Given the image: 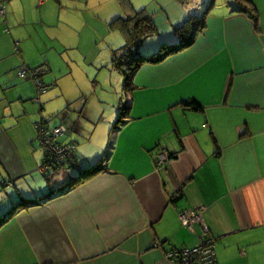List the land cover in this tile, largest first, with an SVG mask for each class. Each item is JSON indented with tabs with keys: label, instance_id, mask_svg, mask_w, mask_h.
Masks as SVG:
<instances>
[{
	"label": "crops",
	"instance_id": "0c3cea01",
	"mask_svg": "<svg viewBox=\"0 0 264 264\" xmlns=\"http://www.w3.org/2000/svg\"><path fill=\"white\" fill-rule=\"evenodd\" d=\"M140 1L10 0L0 13V264H174L171 251L205 238L219 264H264V0H252L256 19L236 0ZM52 9L112 24L122 44L113 21L140 11L171 44L188 19L205 27L91 108L32 28L55 26ZM41 66L49 89L38 94L18 72ZM38 119L67 127L60 143L76 144L75 162L41 169ZM184 209L199 210L191 228Z\"/></svg>",
	"mask_w": 264,
	"mask_h": 264
},
{
	"label": "rangeland",
	"instance_id": "374dc122",
	"mask_svg": "<svg viewBox=\"0 0 264 264\" xmlns=\"http://www.w3.org/2000/svg\"><path fill=\"white\" fill-rule=\"evenodd\" d=\"M149 1L141 0L140 9ZM49 14L51 23H56L55 26L43 27L40 23L34 22L32 28L35 29L39 26V33L36 35L43 36V38L47 37L48 55L64 71L60 80H66L65 82L68 84V79L75 77L77 82L70 83L69 86L72 90H77L82 95L83 103L87 101V106L91 108L98 107L101 101L110 103L116 99L117 90H125V77L120 69L114 65L115 60L122 53L118 52L116 55V50L126 45L125 43L122 44L121 29L112 24L101 23L98 19H92L87 13H80L79 16L63 13L60 18L62 21L59 20L60 14L56 9H52ZM64 21L68 22L65 23ZM72 26H75L79 33H75L71 28ZM172 36L173 33L165 36L160 33H153V35L143 38L141 43L135 46L136 51L139 55L153 57L155 53L159 52L163 44H171ZM53 102L54 100L47 104L50 105ZM108 114L106 111L104 116ZM109 119L106 118L107 121ZM102 126L109 129L110 125L107 122L101 123L98 130ZM43 152L45 155L44 149Z\"/></svg>",
	"mask_w": 264,
	"mask_h": 264
},
{
	"label": "built area",
	"instance_id": "2783aa9c",
	"mask_svg": "<svg viewBox=\"0 0 264 264\" xmlns=\"http://www.w3.org/2000/svg\"><path fill=\"white\" fill-rule=\"evenodd\" d=\"M9 1L0 0L1 14H6ZM46 71L47 68L45 66H41L40 68L23 67L20 68L18 73L22 78H32L37 86L38 94H42L49 89L40 79L41 73ZM36 126L38 128L37 140L45 150L41 165L43 171H46L50 167L60 168L69 162L76 161V144L74 142H68L66 144L60 143V138L68 132L66 126L59 125L50 127L44 120L37 122ZM166 159L167 154L165 152L158 156V162L160 164ZM180 220L184 226L193 227L200 220L199 210H182L180 212ZM167 258L174 264H219L212 238H205L201 243L191 248L175 249L168 254Z\"/></svg>",
	"mask_w": 264,
	"mask_h": 264
},
{
	"label": "trees",
	"instance_id": "16d2710c",
	"mask_svg": "<svg viewBox=\"0 0 264 264\" xmlns=\"http://www.w3.org/2000/svg\"><path fill=\"white\" fill-rule=\"evenodd\" d=\"M236 4L240 11L246 12L247 14L256 19V16L253 14V11H256V7L253 4L252 0H236ZM116 22H118V25L122 28L128 38L126 45L119 49H122V51L116 50L115 54L118 52L122 53L121 55H119L118 59L115 58L116 60L114 64L124 74L125 84L127 87L130 85V81L132 77L136 74V71L144 63L161 62L170 55L185 49L195 41V37L197 34L196 30L205 27L202 15L194 16L193 18L188 19L185 23L176 28V34L180 39L179 44H163L160 47L159 52L154 54L155 56L146 57L141 54L139 55V53L136 51L135 46L141 43L142 39L145 36H147L148 34H152L156 31V26L151 17L146 16L143 11H140L134 16H128L125 18L119 17L113 21V23ZM184 104L195 109L201 108V105L195 100L186 101L184 102ZM125 113L126 112L124 111V113L120 114L124 115ZM103 168L104 166L102 165V163L95 164L90 168V170L86 172L87 176L95 174L96 172L103 170ZM178 198L179 197H176L174 198V200Z\"/></svg>",
	"mask_w": 264,
	"mask_h": 264
}]
</instances>
